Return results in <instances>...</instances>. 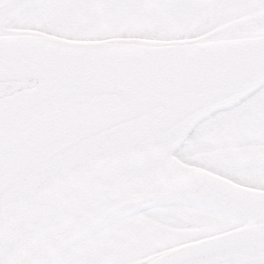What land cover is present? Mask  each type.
<instances>
[{
	"label": "snow or ice",
	"instance_id": "obj_1",
	"mask_svg": "<svg viewBox=\"0 0 264 264\" xmlns=\"http://www.w3.org/2000/svg\"><path fill=\"white\" fill-rule=\"evenodd\" d=\"M0 264H264V0H0Z\"/></svg>",
	"mask_w": 264,
	"mask_h": 264
},
{
	"label": "water",
	"instance_id": "obj_2",
	"mask_svg": "<svg viewBox=\"0 0 264 264\" xmlns=\"http://www.w3.org/2000/svg\"><path fill=\"white\" fill-rule=\"evenodd\" d=\"M33 166V162L31 161V159L29 158L28 160L25 161V167H30ZM15 182V174H13V176L10 178L9 180V184H13Z\"/></svg>",
	"mask_w": 264,
	"mask_h": 264
}]
</instances>
